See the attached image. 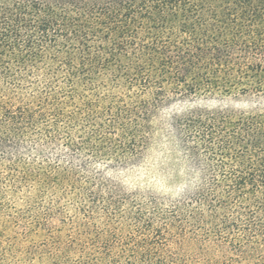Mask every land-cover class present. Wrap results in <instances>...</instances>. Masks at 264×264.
Listing matches in <instances>:
<instances>
[{
    "label": "trees",
    "instance_id": "obj_1",
    "mask_svg": "<svg viewBox=\"0 0 264 264\" xmlns=\"http://www.w3.org/2000/svg\"><path fill=\"white\" fill-rule=\"evenodd\" d=\"M0 264H264V0H0Z\"/></svg>",
    "mask_w": 264,
    "mask_h": 264
},
{
    "label": "rangeland",
    "instance_id": "obj_2",
    "mask_svg": "<svg viewBox=\"0 0 264 264\" xmlns=\"http://www.w3.org/2000/svg\"><path fill=\"white\" fill-rule=\"evenodd\" d=\"M180 111V107L174 106ZM116 177L128 187L149 189L156 194L176 197L192 185L188 164L180 150L167 141L152 147L143 161L135 167L120 171Z\"/></svg>",
    "mask_w": 264,
    "mask_h": 264
}]
</instances>
